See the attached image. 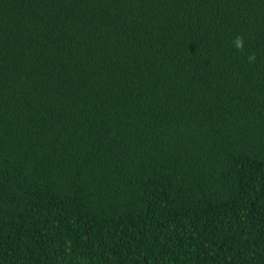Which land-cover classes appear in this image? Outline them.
<instances>
[{
    "label": "trees",
    "instance_id": "obj_1",
    "mask_svg": "<svg viewBox=\"0 0 264 264\" xmlns=\"http://www.w3.org/2000/svg\"><path fill=\"white\" fill-rule=\"evenodd\" d=\"M0 264H264V0H0Z\"/></svg>",
    "mask_w": 264,
    "mask_h": 264
},
{
    "label": "clouds",
    "instance_id": "obj_2",
    "mask_svg": "<svg viewBox=\"0 0 264 264\" xmlns=\"http://www.w3.org/2000/svg\"><path fill=\"white\" fill-rule=\"evenodd\" d=\"M240 44H241V41H240L239 39H237V41H236V46L239 47Z\"/></svg>",
    "mask_w": 264,
    "mask_h": 264
}]
</instances>
